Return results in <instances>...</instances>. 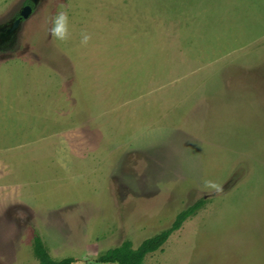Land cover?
<instances>
[{
	"label": "rangeland",
	"instance_id": "obj_1",
	"mask_svg": "<svg viewBox=\"0 0 264 264\" xmlns=\"http://www.w3.org/2000/svg\"><path fill=\"white\" fill-rule=\"evenodd\" d=\"M29 1L0 0V264H101L199 200L146 264H264V0H38L7 39Z\"/></svg>",
	"mask_w": 264,
	"mask_h": 264
},
{
	"label": "trees",
	"instance_id": "obj_2",
	"mask_svg": "<svg viewBox=\"0 0 264 264\" xmlns=\"http://www.w3.org/2000/svg\"><path fill=\"white\" fill-rule=\"evenodd\" d=\"M28 4L33 5L31 1ZM204 200H199L192 206L181 211L172 226L160 234L146 239L137 248H134L130 241H125L121 245L107 250L98 257V263L101 264H146L145 259L148 255L159 251L168 241L170 236L180 230L183 224L203 207ZM34 254L38 259V264H76V260L72 257L61 260L52 259L47 253L42 241L37 238L35 240Z\"/></svg>",
	"mask_w": 264,
	"mask_h": 264
},
{
	"label": "clouds",
	"instance_id": "obj_3",
	"mask_svg": "<svg viewBox=\"0 0 264 264\" xmlns=\"http://www.w3.org/2000/svg\"><path fill=\"white\" fill-rule=\"evenodd\" d=\"M67 19V16L63 12L55 16L50 32L56 40L63 41L66 39L68 34ZM88 39V35H83L81 39V44H86Z\"/></svg>",
	"mask_w": 264,
	"mask_h": 264
},
{
	"label": "water",
	"instance_id": "obj_4",
	"mask_svg": "<svg viewBox=\"0 0 264 264\" xmlns=\"http://www.w3.org/2000/svg\"><path fill=\"white\" fill-rule=\"evenodd\" d=\"M38 0H32L33 5L37 3ZM32 12V7L31 6H26L23 11L21 12L19 18L14 22L13 26L11 29L8 31V33L5 35L6 37L10 36L14 30L18 27V25L21 23V21L25 18L28 17L29 13Z\"/></svg>",
	"mask_w": 264,
	"mask_h": 264
},
{
	"label": "flooded vegetation",
	"instance_id": "obj_5",
	"mask_svg": "<svg viewBox=\"0 0 264 264\" xmlns=\"http://www.w3.org/2000/svg\"><path fill=\"white\" fill-rule=\"evenodd\" d=\"M31 2H32V1H31ZM28 5L31 6L32 9H33L34 5H31V4H28ZM28 5H27V6H28ZM18 18H19V17H18ZM9 37H10V36H8L7 39H8Z\"/></svg>",
	"mask_w": 264,
	"mask_h": 264
}]
</instances>
